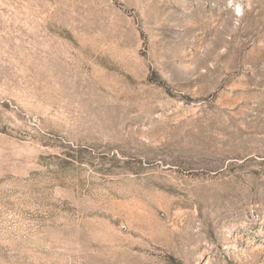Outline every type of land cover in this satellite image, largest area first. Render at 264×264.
<instances>
[{
    "label": "rangeland",
    "instance_id": "rangeland-1",
    "mask_svg": "<svg viewBox=\"0 0 264 264\" xmlns=\"http://www.w3.org/2000/svg\"><path fill=\"white\" fill-rule=\"evenodd\" d=\"M0 264H264V0H0Z\"/></svg>",
    "mask_w": 264,
    "mask_h": 264
}]
</instances>
